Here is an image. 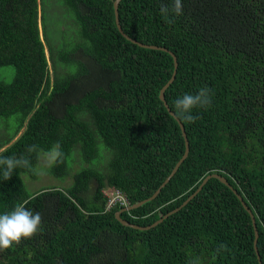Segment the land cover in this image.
Here are the masks:
<instances>
[{
    "label": "trees",
    "instance_id": "1",
    "mask_svg": "<svg viewBox=\"0 0 264 264\" xmlns=\"http://www.w3.org/2000/svg\"><path fill=\"white\" fill-rule=\"evenodd\" d=\"M64 3L77 42L58 55L50 45L49 59L43 0H0V157L30 161L9 180L0 174V215L23 204L42 217L35 235L0 251V264H261L251 215L226 184L210 179L181 207L211 174L255 215L264 264V0H182L178 17L160 11L172 0L120 3L127 35L177 57L165 93L175 115L177 98L211 90L210 106L192 109L194 123L177 120L160 99L173 56L127 40L115 0ZM179 121L188 158L156 199L121 217L148 227L180 210L149 230L123 225L116 214L126 207L108 208L105 190L120 191L127 207L151 198L185 153ZM57 142L54 176L70 174L76 152L85 166L64 190L30 193L23 176L37 179L41 154Z\"/></svg>",
    "mask_w": 264,
    "mask_h": 264
},
{
    "label": "clouds",
    "instance_id": "2",
    "mask_svg": "<svg viewBox=\"0 0 264 264\" xmlns=\"http://www.w3.org/2000/svg\"><path fill=\"white\" fill-rule=\"evenodd\" d=\"M182 0H172L171 7L161 6V13L169 17L170 14L178 17L182 15ZM169 22H172L169 19ZM41 38L43 35L41 32ZM176 115L178 118L189 123H194L196 117L192 115V109L196 107H206L211 104V90L207 87L200 89L195 95L185 93L175 100ZM23 131V130H22ZM22 134V132L20 133ZM35 150V145L29 147L28 151ZM62 153L59 151V143L54 145L51 159L57 160ZM18 167H30V161L24 157H0V174L4 181L9 180L13 171ZM42 217L39 212L33 214L23 204H18L11 212L0 215V251L12 247L13 244H19L22 239H30L40 229Z\"/></svg>",
    "mask_w": 264,
    "mask_h": 264
},
{
    "label": "rangeland",
    "instance_id": "3",
    "mask_svg": "<svg viewBox=\"0 0 264 264\" xmlns=\"http://www.w3.org/2000/svg\"><path fill=\"white\" fill-rule=\"evenodd\" d=\"M42 0H39V3H41ZM44 6H41L40 4V29L42 32V25H41V15L42 11L41 8L43 7V13L46 16L47 22H48V33L46 35L47 39L45 41V46H46V54L47 57L50 59V53H49V47L50 45L55 48V51L57 49V55L59 52V48L64 47L65 45L69 43H76L77 42V27L75 23L73 22L72 17L69 15L68 16V8L66 7L64 0H43ZM43 35V32H42ZM43 40H44V35H43ZM77 59L89 64V67H91L90 61L85 58L81 53H78ZM11 73H12V78L14 75V70L12 67H9ZM4 70V68H0V73ZM50 70L51 73L53 74V69H52V63L50 61ZM72 69H63L62 72L66 74L67 72H70ZM12 123H14V118L11 119ZM4 122L0 121V128L3 129ZM0 134H3V131H0ZM6 133L2 135V137H5ZM102 152L106 151L104 147H102ZM51 152L49 153H43L41 154V160L40 163L37 167V172L38 176L37 179H31L29 176L24 175L23 179L26 184L27 190L30 193H35L38 191H41L43 189L47 188H52L56 187L58 189H66L70 187L73 183V176L74 174L82 169L81 165V158L79 157L78 153H74L72 160L73 161L70 165V174L64 178H58L53 175L52 173V167L55 161L51 159ZM111 158L110 153H109V158H105L103 160V164L106 166L109 162V159ZM74 159V160H73ZM73 166V167H72ZM109 192L112 193L113 189L112 188H107L105 190V193Z\"/></svg>",
    "mask_w": 264,
    "mask_h": 264
},
{
    "label": "water",
    "instance_id": "4",
    "mask_svg": "<svg viewBox=\"0 0 264 264\" xmlns=\"http://www.w3.org/2000/svg\"><path fill=\"white\" fill-rule=\"evenodd\" d=\"M122 2V0H115V3H114V8H115V16H116V24H117V27H118V30L119 32L129 41L133 42L134 44H137L139 45L140 47L142 48H146V49H154V50H162V51H165V52H168L169 54H171L174 58V63H175V70H174V74L172 76V78L170 79V81L162 88L161 92H160V99L165 103V106L167 107V109L170 111V113L172 114V116H174L177 120L178 118L176 117V115L171 111V109L169 108V105L167 104L166 100H165V93H166V90L169 88V86L175 81V78H176V75H177V71H178V60H177V57L175 56L174 53H172L171 51H169L167 48H164V47H159V46H150V45H147V44H143V43H140L138 42L137 40H134L132 39L129 35H127L122 26H121V23H120V16H119V5L120 3ZM179 124H180V127L182 129V132H183V135H184V138L186 140V150H185V153L183 155V157L180 159V161L176 164L175 168L173 169L172 173L170 174V176L167 178V180L160 186V188L156 191V193L151 197V198H148L144 201H141L139 202L138 204H135V205H132V206H129V207H126L125 209L119 211L117 214H116V217L117 219L125 226L127 227H132V228H135V229H141V230H149L153 227H156L158 226L160 223H162L164 220H166L167 218H169L170 215H173L174 213L178 212L180 210V208L170 212L169 214L165 215L163 218H161L160 220H158L157 222H155L153 225L151 226H148V227H140V226H137V225H133L131 223H129L128 221H125L124 219H122L121 217V214L125 211H130V210H134V209H137L139 208L140 206L156 199L158 197V195L161 193L162 189L170 182V180L175 176V174L178 172V170L180 169V166L183 164V162L188 158L189 156V152H190V144H189V141H188V138H187V134H186V131L184 129V126L183 124L179 121ZM212 178H215V179H218L220 180L222 183L226 184L233 192L234 194L239 198V200L241 201L242 205L244 206V208L247 210V212L251 215V218H252V221H253V224H254V228H255V234H256V239H255V250H256V253L259 257V260H260V263L262 264V261L260 259V256H259V251H258V247H257V243H258V238H259V231H258V228H257V223H256V219H255V215L252 213V211L249 209V207L246 205V203L244 202L243 198L241 197V195H239V193L230 185V183L227 181L226 178L218 175V174H211L209 176H207L205 178V180L203 181L202 185L199 187V189L191 196L189 197V199L181 206H185L189 201H191L201 190L202 188L204 187V185Z\"/></svg>",
    "mask_w": 264,
    "mask_h": 264
},
{
    "label": "built area",
    "instance_id": "5",
    "mask_svg": "<svg viewBox=\"0 0 264 264\" xmlns=\"http://www.w3.org/2000/svg\"><path fill=\"white\" fill-rule=\"evenodd\" d=\"M106 194L109 198L108 208H111L116 204H119L122 207L128 206L127 199L122 195L120 191L113 190L112 193L109 194V192H107Z\"/></svg>",
    "mask_w": 264,
    "mask_h": 264
},
{
    "label": "bare ground",
    "instance_id": "6",
    "mask_svg": "<svg viewBox=\"0 0 264 264\" xmlns=\"http://www.w3.org/2000/svg\"><path fill=\"white\" fill-rule=\"evenodd\" d=\"M148 45V44H147Z\"/></svg>",
    "mask_w": 264,
    "mask_h": 264
}]
</instances>
